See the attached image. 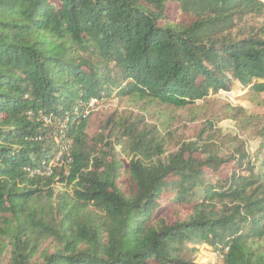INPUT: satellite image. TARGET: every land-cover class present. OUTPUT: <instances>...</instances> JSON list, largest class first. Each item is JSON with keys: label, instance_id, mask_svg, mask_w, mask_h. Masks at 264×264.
Wrapping results in <instances>:
<instances>
[{"label": "trees", "instance_id": "16d2710c", "mask_svg": "<svg viewBox=\"0 0 264 264\" xmlns=\"http://www.w3.org/2000/svg\"><path fill=\"white\" fill-rule=\"evenodd\" d=\"M262 19L264 0H0V264H208L203 244L264 264V112L227 103L177 142L145 105L92 123V100L188 108L237 81L264 107Z\"/></svg>", "mask_w": 264, "mask_h": 264}, {"label": "rangeland", "instance_id": "374dc122", "mask_svg": "<svg viewBox=\"0 0 264 264\" xmlns=\"http://www.w3.org/2000/svg\"><path fill=\"white\" fill-rule=\"evenodd\" d=\"M176 5L170 3L169 12L174 15ZM261 21H264L262 19ZM236 90L235 92H233ZM248 88L242 83L237 81L231 90H219L217 93L210 92L206 98L200 99L196 102V105L188 108H175V107H155L154 105L143 104L142 102L135 103L128 98L120 100L116 97H111L110 100L105 102L96 103L92 100L94 106V115L92 117L93 129L95 130L99 126L101 119H104L107 115L118 111L119 113L129 114L131 112L141 113V107L145 105L150 112H159L158 121H163L168 127L169 132H172L174 141H189L195 139L198 133L201 132L206 120L213 119L211 115L220 113L221 109L230 103L235 107L241 106L248 109V112L263 113L264 107L258 105L252 101V98L246 95ZM147 115L145 111L142 112ZM64 128V126H63ZM216 130H221V133H239V129L236 125V121L232 118H224L216 123ZM246 140L247 150L253 156L255 150L259 146L260 140L258 138H249L247 135L242 136ZM67 147H64L66 149ZM174 148H170L172 151ZM117 151H121V146H117ZM64 150L58 154L56 161L53 165L64 167V174L68 175V167L66 164ZM227 170H225V173ZM55 191H71L72 186H69L66 182H61V175H57L55 181L52 183ZM164 212V211H163ZM215 256V261L211 262L207 260L211 257V254ZM198 261L207 262L208 264H222L220 262L218 254L207 244H203L200 248V253L197 257Z\"/></svg>", "mask_w": 264, "mask_h": 264}, {"label": "built area", "instance_id": "2783aa9c", "mask_svg": "<svg viewBox=\"0 0 264 264\" xmlns=\"http://www.w3.org/2000/svg\"><path fill=\"white\" fill-rule=\"evenodd\" d=\"M48 122H51V119H47Z\"/></svg>", "mask_w": 264, "mask_h": 264}]
</instances>
